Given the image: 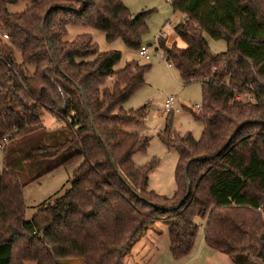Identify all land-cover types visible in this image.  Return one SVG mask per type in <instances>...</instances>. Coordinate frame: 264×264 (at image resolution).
I'll use <instances>...</instances> for the list:
<instances>
[{"label":"trees","instance_id":"obj_1","mask_svg":"<svg viewBox=\"0 0 264 264\" xmlns=\"http://www.w3.org/2000/svg\"><path fill=\"white\" fill-rule=\"evenodd\" d=\"M18 3L27 9L8 13ZM170 3L184 17L174 31L186 47L159 38L158 49L181 81L200 83L201 110L191 115L203 131L199 140L176 135L168 115L160 138L178 159L176 192L166 198L148 189L158 162L140 168L132 163L148 139L126 130L144 120L146 109H122L144 86L150 66L131 63L115 71L120 53H99L89 35L64 40L69 27L80 26L138 51L147 14L131 21L120 0H0L9 38L0 43L2 151L20 141V153L0 170V264H124L158 222L167 227L171 255L180 258L194 246L195 218H206L207 246L236 264H264V0ZM204 35L224 41L227 50L210 54ZM16 51L21 65L14 62ZM244 90L255 102H232L233 92ZM44 114L63 127L44 131ZM44 134L54 136L50 145L41 144ZM71 147L76 152L57 162ZM78 157L83 161L65 193L25 222L23 185L8 168L30 159L49 164L32 182Z\"/></svg>","mask_w":264,"mask_h":264},{"label":"rangeland","instance_id":"obj_2","mask_svg":"<svg viewBox=\"0 0 264 264\" xmlns=\"http://www.w3.org/2000/svg\"><path fill=\"white\" fill-rule=\"evenodd\" d=\"M128 9L132 16L147 14L145 21L146 32L141 36V47L149 49V61H145L139 56L138 51L128 49L122 40L118 39L108 43L105 35L97 30L72 26L67 29L64 37L65 41H72L78 36L89 35L97 46L99 53L118 52L121 60L115 66L114 70L124 69L128 64L135 63L139 66H150V69L144 75V86L140 88L123 105L124 111H137L145 107L146 116L137 126L126 130L129 134L139 135L148 139V146L145 152L137 153L132 157V163L135 167L148 166L152 161H157L156 167L148 175V189L158 196L171 198L176 192L175 169L178 155L173 150H168L162 140L161 135L164 130L165 121L168 117L164 113V101L168 97L175 99L176 105L181 108L180 112L174 113L170 118L172 132L179 136L190 134L195 140H199L203 131V125L195 121L191 112H200L196 106L201 107L202 93L199 82L184 83L180 80L177 70L164 60L162 51L155 50V43L162 38L167 46L173 43L178 48L184 49L185 44L175 34V27L184 19L178 11H173L170 0H120ZM28 5L18 3L14 6H8L7 11L10 14L21 13L27 9ZM208 44L209 52L212 55L224 53L227 45L222 40H213L204 35ZM159 48V46L157 47ZM14 62L21 65L20 52L16 51ZM27 72L33 73L32 67H26ZM110 83L108 82L107 85ZM44 131L53 132L59 123L49 114L43 117ZM49 140V136L43 135L41 144L50 145L54 141ZM20 141H13L5 151L0 150V170L6 168L7 161L16 157ZM7 144V143H6ZM76 152L75 147L61 152L56 157L57 162H61ZM31 155V159L35 160ZM45 154H41L44 156ZM25 160L20 164L10 168L16 174L23 185L24 197V220L31 221L36 211L45 202H51L55 198L62 196L70 186L74 171L81 165L83 159L78 157L70 164L60 166L48 174L42 175L33 180L44 167L49 164L41 162L42 165L30 164L32 160ZM44 163V164H43ZM264 217V215H262ZM194 223L198 226V232L192 251L180 258H174L170 252V243L166 225L161 222L154 224L150 229L156 235V243L149 253L143 254L135 263L132 264H236L232 258L215 251L203 243V233L206 224V218H195ZM126 260V258H125ZM25 264H35L27 262ZM61 264H82L81 260L63 261ZM125 264V261H124Z\"/></svg>","mask_w":264,"mask_h":264},{"label":"built area","instance_id":"obj_3","mask_svg":"<svg viewBox=\"0 0 264 264\" xmlns=\"http://www.w3.org/2000/svg\"><path fill=\"white\" fill-rule=\"evenodd\" d=\"M8 40H9L8 34H7V32L5 31V29L3 28V26H2V24L0 22V43H6ZM157 47H158V43H157V40H156V43H155V50L156 51L158 49ZM148 52H149V49L145 48V47H141L138 50L139 56L142 57L145 61H149L150 60ZM164 60H165V58H164ZM170 67L171 66L168 64V68H170ZM232 102L254 103L255 100H254L253 95L250 92L244 90L242 92L234 91L233 92ZM196 109L197 110H201V107L196 106ZM180 110H181V108H179L176 105L175 99L173 97H168L164 101V113L166 115H171V114H174V113H178V112H180ZM5 145H6V141L4 140V142L0 145V150H3Z\"/></svg>","mask_w":264,"mask_h":264},{"label":"crops","instance_id":"obj_4","mask_svg":"<svg viewBox=\"0 0 264 264\" xmlns=\"http://www.w3.org/2000/svg\"><path fill=\"white\" fill-rule=\"evenodd\" d=\"M62 127L63 125L61 124L57 125V128ZM156 241V235L149 230L146 235L133 247L131 253L126 257L125 264L135 263V261H137L143 254L151 252Z\"/></svg>","mask_w":264,"mask_h":264},{"label":"water","instance_id":"obj_5","mask_svg":"<svg viewBox=\"0 0 264 264\" xmlns=\"http://www.w3.org/2000/svg\"><path fill=\"white\" fill-rule=\"evenodd\" d=\"M47 13H48V12H47ZM47 13H46L45 16H44V19H45ZM135 18H136V16H132V17H131V21H133ZM239 128H240V127H239ZM239 128H237V130H238ZM237 130H236V131H237ZM231 138H232V136H231ZM231 138L228 140L226 146L229 144ZM194 160L203 161L204 159H203V158H200V159H194ZM192 161H193V160H192ZM188 164H189V163H188ZM188 164L186 165V168H185V174H184L185 184H186V187H187V194H186L185 198L188 196L189 191H190V185H189L188 175H187ZM112 165H113V168L115 169V166H114L113 163H112ZM181 204H182V202H180V204H179L177 207H179ZM172 209L174 210V209H176V207H175V208H172Z\"/></svg>","mask_w":264,"mask_h":264}]
</instances>
